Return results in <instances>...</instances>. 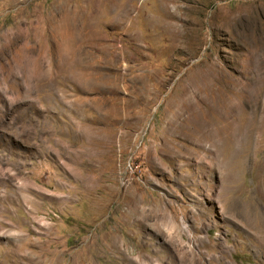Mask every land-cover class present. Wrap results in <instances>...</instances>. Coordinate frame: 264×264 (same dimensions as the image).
<instances>
[{"label": "rangeland", "instance_id": "rangeland-1", "mask_svg": "<svg viewBox=\"0 0 264 264\" xmlns=\"http://www.w3.org/2000/svg\"><path fill=\"white\" fill-rule=\"evenodd\" d=\"M264 0H0V264H264Z\"/></svg>", "mask_w": 264, "mask_h": 264}, {"label": "bare ground", "instance_id": "bare-ground-1", "mask_svg": "<svg viewBox=\"0 0 264 264\" xmlns=\"http://www.w3.org/2000/svg\"><path fill=\"white\" fill-rule=\"evenodd\" d=\"M262 241H264V236L262 238ZM262 247H263L262 249L264 250V242L262 243ZM129 264H136V263L131 261ZM197 264H202V263L198 261Z\"/></svg>", "mask_w": 264, "mask_h": 264}]
</instances>
